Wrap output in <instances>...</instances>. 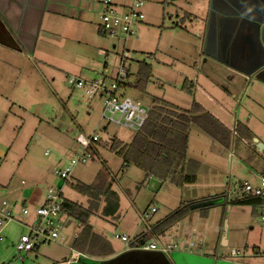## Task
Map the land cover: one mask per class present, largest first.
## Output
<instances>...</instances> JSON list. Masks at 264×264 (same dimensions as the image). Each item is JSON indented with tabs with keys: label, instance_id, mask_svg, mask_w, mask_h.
<instances>
[{
	"label": "rangeland",
	"instance_id": "374dc122",
	"mask_svg": "<svg viewBox=\"0 0 264 264\" xmlns=\"http://www.w3.org/2000/svg\"><path fill=\"white\" fill-rule=\"evenodd\" d=\"M206 1L146 0L143 23L137 27L136 36L129 38L100 35L96 28L99 17H94L95 34L90 36L84 31L78 38L67 34V37L61 35L64 38L59 40L51 38L49 42L41 37L33 65L18 57L19 72L13 75L12 83L0 76V194L12 191L10 196L3 194V199L15 204L17 214L22 206L20 199L28 198L27 207L34 208L41 204L44 191L59 186H63L64 198L88 207L87 198L71 184L76 181L92 184L96 178L104 177L118 196L119 215L135 209L140 213L149 211L145 219L152 224L180 205L190 206L194 196L214 191L217 196L225 195L227 201L237 194L242 183H254L249 172L260 169L264 161L248 158L250 150L246 142L239 141L234 148L235 139L231 136L230 147L226 149L195 125L189 128L187 143L188 170L196 175L195 183L177 187L152 176L146 177L137 167L122 170L121 159L109 150L108 141L115 137L127 144L135 132L106 125L101 119L103 99L88 97L82 88L71 86L67 81L69 76H74L90 81L105 79V83L110 84L109 78L115 77L119 69L115 57L125 52L131 74H136L137 63L141 61L151 68L145 92L133 86L123 91L141 107L149 110L155 97L184 110L195 101L232 133L233 121L222 108L230 103L240 109L237 118L241 121L248 117V112L254 113L252 125L264 137L263 104L255 96L256 93L262 95L263 89L252 90L247 99H240L239 92L228 100L219 89L225 72L219 63L203 54L198 33L203 32ZM72 30L73 27L69 32ZM99 49L105 55H101ZM2 68L7 71L8 66L5 69L2 65ZM185 80L194 85L191 96L181 90ZM114 117L118 120L119 114ZM80 132L86 136L97 134L103 143L95 145L92 160L78 164L68 182H64L54 170L81 151L75 141ZM226 203L207 209L221 210L218 206ZM244 207L246 210L255 208ZM102 208L103 202L89 217L94 229L110 226L104 221ZM150 208H155L156 212L151 213ZM203 209H189V212ZM78 228L77 222L71 220L64 234L77 232ZM22 232L24 229L15 222L4 227L0 264H19L15 259V245ZM262 249L263 252L257 254H264Z\"/></svg>",
	"mask_w": 264,
	"mask_h": 264
},
{
	"label": "crops",
	"instance_id": "0c3cea01",
	"mask_svg": "<svg viewBox=\"0 0 264 264\" xmlns=\"http://www.w3.org/2000/svg\"><path fill=\"white\" fill-rule=\"evenodd\" d=\"M211 1H206L207 13L203 22V32L202 35L199 32L198 37L201 39L202 51L206 40L212 55L204 52L203 54L219 63L222 72H225L224 81L219 83V89L227 99H233L239 92L240 99L244 97L247 99L252 90L264 91V56L254 55L251 46V42L258 35L264 48V0H233L237 2L236 11L240 12L241 4L244 6L241 18L256 16L261 19L258 22V31L253 34L249 30L235 28V24L229 22V19L214 17L207 30ZM228 1L231 0H213V3L217 8L225 10ZM100 11V0H0V23L18 46V50H15L3 45V32L0 30V76L5 77L6 82L12 83L13 75L19 72L17 69L19 64L16 62L18 57L33 65V55L41 37L49 42L51 38L59 40L64 38L60 37L61 35L67 37V34H74L78 38L84 31L90 36L92 33L95 34L94 17H99ZM250 22L257 24L254 21ZM249 24L245 26L250 27ZM72 27V32H69ZM83 27H86V30ZM2 65L4 68L8 66V69L5 68L7 71ZM9 70L14 71V74ZM262 93L260 96L256 93L255 96L260 104H263L264 111V92ZM222 108L225 113H229L233 128L234 125L236 127L237 124H241L252 134L250 142L244 141L250 150L248 158L254 157L263 162L264 153L257 150L254 139L264 145V137L260 136L252 125L254 113L248 112V117H243L241 121L237 118V114L240 113L238 107L228 103ZM232 147L235 148V145L232 144ZM263 166L257 170H250L254 182L257 175H262ZM58 188L63 195V186ZM11 193V190L3 192L7 196ZM3 194H0V198H4ZM216 195L217 193L210 191L194 196L189 204L212 199ZM44 196L45 191L41 197V204ZM85 197L89 205V199ZM228 201L230 200H227L225 205L218 206L221 210L209 208L200 212L188 211L163 234L151 235L150 229L155 222L149 224L146 219L144 222L141 219L145 218L149 211L140 213L135 209L119 215L118 200V208L114 214L102 213L104 221L110 226L94 229L88 219L90 235L82 237L81 227L78 225L77 232L64 234L65 240L62 244L41 245L24 255L22 260H17L16 257L15 259L19 264H264V254H257L264 248V228L259 225L258 218L260 208L246 210V207L231 205ZM20 202L28 206L29 199H20ZM102 202L101 199L98 205ZM104 206L103 202V208ZM238 208L243 210H236ZM62 218H65L66 228L71 225V220H74L63 213ZM116 235L125 236L127 241H122ZM150 242H158L163 246L174 243L176 248L168 253L138 249L140 244ZM232 250L243 252L244 257H231Z\"/></svg>",
	"mask_w": 264,
	"mask_h": 264
},
{
	"label": "built area",
	"instance_id": "2783aa9c",
	"mask_svg": "<svg viewBox=\"0 0 264 264\" xmlns=\"http://www.w3.org/2000/svg\"><path fill=\"white\" fill-rule=\"evenodd\" d=\"M145 4L146 0H100L98 33L113 38L136 36L137 27L143 23ZM100 54L105 55V52L100 51ZM115 60L119 64V69L115 77L109 78L110 84H106L105 79L90 81L74 76H69L67 81L71 86L82 88L86 96H97L103 99L104 110L101 119L105 121L106 125L112 124L136 132L145 123L148 110L141 107L139 103L133 102L123 92L132 87L136 80L135 75L130 73L129 65H127L128 54L125 52L124 54H117ZM116 114H119L118 120H115ZM232 134L235 136V125ZM99 140L97 134L86 136L80 132L75 141L81 147V151L67 161L63 167L55 169L54 173L64 182H67L78 164L92 160L96 153L95 145L98 144ZM243 197L261 200L259 221L264 228V175H257L254 183H242L232 199ZM63 202L61 189L50 187L45 191L42 204L34 208L22 205L19 214H17L14 203L0 198V242L3 240L4 227L8 223L15 222L24 229L15 245L17 260H22L24 255L31 253L41 245L62 244L65 240L66 223L62 218ZM150 212H155V208H151ZM141 219L144 222L145 218ZM116 237L122 241H127L125 236L116 235ZM175 248L174 243L163 246L158 242L144 243L138 246L140 250H155L162 253H168ZM230 256L241 258L244 257V254L239 250H232Z\"/></svg>",
	"mask_w": 264,
	"mask_h": 264
},
{
	"label": "trees",
	"instance_id": "16d2710c",
	"mask_svg": "<svg viewBox=\"0 0 264 264\" xmlns=\"http://www.w3.org/2000/svg\"><path fill=\"white\" fill-rule=\"evenodd\" d=\"M150 72L149 64L144 61L138 62L133 87L145 92L150 82ZM193 89L194 85L191 81L183 82L181 90L188 96L192 95ZM191 125L201 129L226 149L230 147L231 131L213 115L206 112L199 103L193 101L190 108L184 110L155 97L151 101L145 123L134 133L131 142L125 144L112 137L108 141L109 150L121 159L122 170L133 166L141 169L146 177L152 176L161 182H169L177 187L193 184L196 182V175L188 170L189 161L187 159L188 133ZM234 139L236 146L239 141L250 142L252 134L243 125L237 124ZM100 140L98 145L103 143ZM261 173L264 175L263 170ZM103 178H96L92 184L81 182L71 184L75 190L88 197V207L68 200H64L62 204V213L78 223L82 237L91 234L88 219L92 211L98 207L101 199L105 203L102 209L103 215L114 214L118 208V196L111 189L110 182H105ZM216 197H223L226 202L225 195H216ZM228 203L236 206L260 207L262 202L259 198L243 197L231 199ZM188 211V205H180L163 219L155 222L151 226L150 234H163Z\"/></svg>",
	"mask_w": 264,
	"mask_h": 264
},
{
	"label": "water",
	"instance_id": "95a60500",
	"mask_svg": "<svg viewBox=\"0 0 264 264\" xmlns=\"http://www.w3.org/2000/svg\"><path fill=\"white\" fill-rule=\"evenodd\" d=\"M236 5H237L236 1H233V0L228 1L227 6L224 8L225 10H223V9L217 8L212 0L209 6V12H208V17H207V30H208L209 25L211 24L212 18L214 17V19H218V18L229 19V22H233L235 24V28L237 27V29L241 28V29L249 30V32L252 34L258 31V28H259L258 22H260L261 19L257 18L256 16L255 17H243L244 19L241 18L242 15L240 14L243 13L244 6L243 4L240 5V12H239L235 10ZM250 21L257 22V24L251 23ZM248 23H250L249 24L250 27L245 26V25H248ZM0 30L3 32L2 44L8 48L18 50V46L16 45L12 37L9 35V33L5 31V28L2 27L1 23H0ZM251 46H252V52L254 55L258 56L260 54H263L264 56V48L258 38V35L256 36L255 40L251 42ZM208 48L209 46L208 44H206V40H205L204 46H203V52L210 54V51L208 50ZM254 143H255L257 150L264 153V145L258 142L257 139H254ZM224 200L225 199L223 197H215L212 199L193 203L189 206V209L195 210V209H202V208H207L210 206H215L218 204H222Z\"/></svg>",
	"mask_w": 264,
	"mask_h": 264
}]
</instances>
